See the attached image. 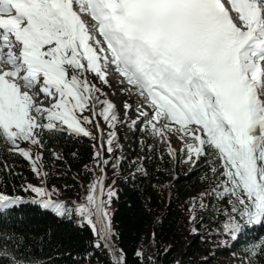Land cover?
<instances>
[{"label":"snow or ice","instance_id":"6c2138e0","mask_svg":"<svg viewBox=\"0 0 264 264\" xmlns=\"http://www.w3.org/2000/svg\"><path fill=\"white\" fill-rule=\"evenodd\" d=\"M228 3L235 16L221 0H0V148L31 159L21 142L42 148L45 132L96 140L82 126L94 123L100 135L93 158L102 176L88 186L75 213L113 264L125 261L123 250L117 255L111 244L115 192L103 183L109 163L103 152L107 144L111 155L118 137L112 131L105 140L99 121L109 128L123 121L89 75L110 87L115 72L130 85L128 91L141 98L135 107L124 102L125 117L137 113L133 127L146 121L150 127L143 130L162 142L166 133L181 134L183 162H203L208 169L200 208L208 207L207 197L225 205L224 235L235 241L264 226V0ZM169 156L177 158L171 149ZM33 171L42 175L35 161ZM24 191L40 199L0 193V221L29 202L61 218L71 215L47 189L27 185ZM4 235L0 229V239ZM6 244L0 260L33 264L9 253ZM246 255L264 264V240Z\"/></svg>","mask_w":264,"mask_h":264},{"label":"trees","instance_id":"16d2710c","mask_svg":"<svg viewBox=\"0 0 264 264\" xmlns=\"http://www.w3.org/2000/svg\"><path fill=\"white\" fill-rule=\"evenodd\" d=\"M118 115L122 118L124 112ZM120 120L123 123L114 128L103 120L105 140L112 131L118 137L111 155L107 144L103 154L109 161L104 166L103 183L106 190L115 192L109 211L116 254L123 250L125 264H248L253 258L246 250L264 240V226L247 229L235 241L228 238L223 234L225 205L207 197L204 202L208 207L199 206L200 194L209 190L210 181L202 179L208 174L207 166L201 162L189 167L167 139L162 142L143 130L150 127L144 121L133 127L132 121L138 120L133 111ZM82 126L97 136L94 124ZM45 135L43 147L36 146L43 169L39 177L33 171V155L28 159L0 148V193L31 201L40 197L24 188H44L52 200L71 210V215L61 218L38 204H22L0 221V229L6 233L0 245L7 241L9 253L27 257L33 264H113L103 242L90 227L81 226L75 213V206L86 202L88 186L102 176L93 158L98 138ZM170 149L176 159L169 156ZM101 198L107 199L106 191ZM97 242L100 248L95 247ZM137 252L143 255L138 257ZM0 264H10V258L4 257ZM253 264L260 261L253 259Z\"/></svg>","mask_w":264,"mask_h":264},{"label":"rangeland","instance_id":"374dc122","mask_svg":"<svg viewBox=\"0 0 264 264\" xmlns=\"http://www.w3.org/2000/svg\"><path fill=\"white\" fill-rule=\"evenodd\" d=\"M89 79L90 75H89ZM110 81V87H106L103 84H100L99 81H96L99 87L103 89L105 93H107L108 98L111 99L112 101L119 103L120 101H123L126 97L129 98L130 104L132 103L133 106L135 104H139L141 102V98L137 95H134L132 92L128 91L129 87L124 86V83H121V78L119 75L115 72H113L109 77ZM170 134V133H169ZM181 134L178 132H171V137L172 139L174 137L175 142H173L175 149L178 150L182 147V141L180 138Z\"/></svg>","mask_w":264,"mask_h":264}]
</instances>
